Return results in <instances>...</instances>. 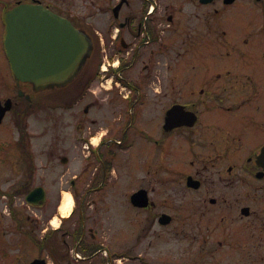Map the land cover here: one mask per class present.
I'll return each instance as SVG.
<instances>
[{
    "label": "flooded vegetation",
    "instance_id": "flooded-vegetation-1",
    "mask_svg": "<svg viewBox=\"0 0 264 264\" xmlns=\"http://www.w3.org/2000/svg\"><path fill=\"white\" fill-rule=\"evenodd\" d=\"M111 1L102 32H88L72 0H0V126L15 131L20 151L0 160L11 222L0 226L29 241L0 246V264H264V0ZM21 5L90 38L68 84L41 89L15 77L6 15ZM238 12L233 32L226 22ZM46 107L55 125L64 118L55 129L70 143L32 153L28 137L23 157L20 129Z\"/></svg>",
    "mask_w": 264,
    "mask_h": 264
},
{
    "label": "water",
    "instance_id": "water-1",
    "mask_svg": "<svg viewBox=\"0 0 264 264\" xmlns=\"http://www.w3.org/2000/svg\"><path fill=\"white\" fill-rule=\"evenodd\" d=\"M6 21L5 47L12 71L17 79L35 88L66 85L91 53L86 35L42 6L16 7L7 13ZM33 197L34 192H30L26 201L32 202Z\"/></svg>",
    "mask_w": 264,
    "mask_h": 264
},
{
    "label": "rangeland",
    "instance_id": "rangeland-1",
    "mask_svg": "<svg viewBox=\"0 0 264 264\" xmlns=\"http://www.w3.org/2000/svg\"><path fill=\"white\" fill-rule=\"evenodd\" d=\"M112 1L111 0H72L71 2V13L75 19H81L83 18L84 21L86 22L88 32L92 30L94 31H99L102 32L103 25L104 23L107 22L108 20V15L104 14V11L108 9L111 6ZM235 7L231 9V11H234ZM235 14V13H233ZM241 18V13L238 12L237 15L231 17V21L226 22V26L230 31L235 32L237 29L239 30L241 23L239 22ZM92 32V31H91ZM97 38L96 33L94 34ZM224 60H222L223 62ZM215 62H219V60L215 59ZM214 63V62H212ZM62 92V91H61ZM64 92V91H63ZM51 92L45 91L41 92V96L44 100V104L47 105L49 104V97ZM58 95V94H57ZM63 95V94H61ZM43 108L41 111L37 113H33L32 115L30 114L29 117H26L25 121L27 124V133L28 137L30 139V144H31V150L32 153L34 152L33 150L38 149V148H45L47 144H59L62 147H65V145H68L70 143V140L65 138V131H59L55 129V127L59 126H65L64 125V118H59L58 124L55 125V121L49 117V108ZM60 114L63 115L64 110L58 111ZM62 122V124H60ZM6 125H1L0 126V160L5 159V160H10L14 158L20 157V151L15 148V139L17 138V134H15L14 130H10L9 128H3ZM104 130H99L98 134L96 137H98ZM59 136L58 138H55V136ZM159 136L158 134H154ZM156 136V138H157ZM99 138H96L94 142H98ZM155 138H153L154 140ZM150 149L152 148L155 150V145H149ZM123 153V152H122ZM124 157L122 156V159ZM4 165H2L0 161V176L2 172H4ZM126 174V173H124ZM158 191H162L161 187L156 186ZM1 186H0V191H1ZM66 192L63 193L62 197L64 198ZM112 197V194L110 195V198ZM162 195L158 196V200H161ZM63 198L61 200V203L63 201ZM108 204L110 205V210L113 211L116 208V205L113 203V199H107ZM122 213V210L119 211ZM5 208L3 204L0 202V221L2 218L6 217V220L8 223H11L9 219V216L6 215ZM111 213V212H110ZM4 216V217H3ZM26 216L32 217V214L27 211L25 213V218ZM111 216L109 213H105L103 215L104 221L102 224V230L101 232L103 233V238L107 239L108 236H111V234L114 232L111 231L112 227L108 226V222L106 221L107 218ZM112 218V216L110 217ZM106 219V220H105ZM57 224L59 223V220H56ZM5 230V233L3 231V228ZM115 227V225H114ZM108 232V233H107ZM185 232H188L186 230H183V234L178 238L177 242H182L181 237H185ZM6 234V235H5ZM191 235V232L189 233ZM174 236L170 233L168 235L169 242H175ZM160 240V239H158ZM6 242H29L27 238H23L20 236L15 235V233H11L10 230H8L3 224L0 226V246H3L6 244ZM185 242V241H184ZM232 264H242L239 262L236 258L233 259Z\"/></svg>",
    "mask_w": 264,
    "mask_h": 264
},
{
    "label": "bare ground",
    "instance_id": "bare-ground-1",
    "mask_svg": "<svg viewBox=\"0 0 264 264\" xmlns=\"http://www.w3.org/2000/svg\"><path fill=\"white\" fill-rule=\"evenodd\" d=\"M71 209H72V198L68 193H66L60 205V213L62 214V216H67L70 213ZM53 224L57 225V221L54 220Z\"/></svg>",
    "mask_w": 264,
    "mask_h": 264
},
{
    "label": "trees",
    "instance_id": "trees-1",
    "mask_svg": "<svg viewBox=\"0 0 264 264\" xmlns=\"http://www.w3.org/2000/svg\"><path fill=\"white\" fill-rule=\"evenodd\" d=\"M27 139H28V133L25 127L23 129H20V139L19 143L22 144V155L23 157H30V153L27 149Z\"/></svg>",
    "mask_w": 264,
    "mask_h": 264
}]
</instances>
